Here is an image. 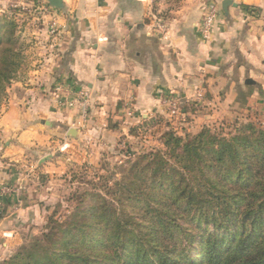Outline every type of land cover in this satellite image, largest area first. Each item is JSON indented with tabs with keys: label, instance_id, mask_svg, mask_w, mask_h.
I'll return each instance as SVG.
<instances>
[{
	"label": "crops",
	"instance_id": "crops-1",
	"mask_svg": "<svg viewBox=\"0 0 264 264\" xmlns=\"http://www.w3.org/2000/svg\"><path fill=\"white\" fill-rule=\"evenodd\" d=\"M40 1L53 12L42 17L34 60L0 109V263L24 243L32 215L45 214L42 190L67 155L94 157L121 137L134 138L141 125L182 134L264 114V0H232L226 9L224 0H61L59 7ZM210 2L220 11L204 37ZM156 19L167 24V38ZM62 81L91 91L85 118L59 104L54 87ZM171 94L182 107L173 119L164 102ZM20 183V194L1 190Z\"/></svg>",
	"mask_w": 264,
	"mask_h": 264
},
{
	"label": "trees",
	"instance_id": "trees-1",
	"mask_svg": "<svg viewBox=\"0 0 264 264\" xmlns=\"http://www.w3.org/2000/svg\"><path fill=\"white\" fill-rule=\"evenodd\" d=\"M17 28L0 17V109L24 59ZM161 140L0 264H264V127L237 119Z\"/></svg>",
	"mask_w": 264,
	"mask_h": 264
},
{
	"label": "rangeland",
	"instance_id": "rangeland-1",
	"mask_svg": "<svg viewBox=\"0 0 264 264\" xmlns=\"http://www.w3.org/2000/svg\"><path fill=\"white\" fill-rule=\"evenodd\" d=\"M42 5H44V2L40 0H0V17L8 16L9 19L12 18L16 21L21 42H24V59L15 79L21 71L32 63L33 57L37 53L34 37L36 28L41 27L43 23L42 17L44 15L39 9ZM11 84L7 87L3 103L8 96ZM171 118L173 119V117ZM237 119L253 121L257 125L264 127L263 113H259V116L255 115V113L239 115L232 120L214 122L211 127L217 128L221 123L231 124ZM164 120L159 118L158 121L163 122ZM168 129L174 128H166L163 124L156 128H154V125H141L138 131L132 132L135 135L134 138L125 137L124 139L121 137L111 146L100 150V153L94 157L80 158L78 156L68 157L67 155L66 159H62L60 169L50 176L47 180L46 188L42 190L46 198L43 205L39 207L41 211L45 209V214L32 215L34 217V220L30 221V226H32L28 232L27 230L24 232L26 240L34 235H42L53 225L51 221H64L86 199L88 196L86 192H93L96 186L100 188L106 181L112 183L116 178H119L120 175L116 173L118 165L125 163L136 154L161 148L162 135ZM174 130L180 134L179 130ZM228 131L230 130L228 129ZM186 133L195 134L197 132H195L194 128L192 131H185L180 135H185ZM113 175L114 177H112Z\"/></svg>",
	"mask_w": 264,
	"mask_h": 264
},
{
	"label": "built area",
	"instance_id": "built-area-1",
	"mask_svg": "<svg viewBox=\"0 0 264 264\" xmlns=\"http://www.w3.org/2000/svg\"><path fill=\"white\" fill-rule=\"evenodd\" d=\"M39 9L44 16L51 15L53 12V8L49 3H44V5H42ZM219 11L220 8L217 3L210 2L207 4L201 19L200 26V32L204 37H208L210 35ZM249 13L254 16L257 14V11L255 8H251L249 9ZM48 25L51 35H56L58 28L55 20H50ZM156 27L161 31L162 35L167 38V24L162 19H156ZM54 92L58 96V101L61 106L68 108H78L81 111L83 118L86 117L92 97L90 90L75 88L72 85L62 81L56 84L54 87ZM203 96V93L199 92L197 94L198 101H201ZM164 102L167 106L168 114L171 117H177L182 113L179 96L175 94L165 95ZM25 189V185L20 183L17 186H4L1 190L4 193L7 192L10 194H20Z\"/></svg>",
	"mask_w": 264,
	"mask_h": 264
},
{
	"label": "water",
	"instance_id": "water-1",
	"mask_svg": "<svg viewBox=\"0 0 264 264\" xmlns=\"http://www.w3.org/2000/svg\"><path fill=\"white\" fill-rule=\"evenodd\" d=\"M49 1H50V3H51L52 5H54V6H56V7H59L60 4H61V0H49ZM232 3H233L232 0H224V2H223V7L226 9L227 6H228V5H231ZM69 134H70L71 136L75 137V136H76L75 129H71V130L69 131Z\"/></svg>",
	"mask_w": 264,
	"mask_h": 264
}]
</instances>
